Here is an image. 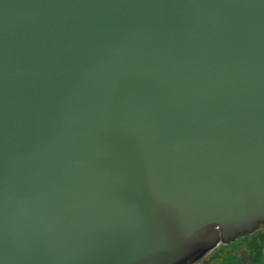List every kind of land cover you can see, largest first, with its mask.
<instances>
[{"label": "water", "instance_id": "obj_1", "mask_svg": "<svg viewBox=\"0 0 264 264\" xmlns=\"http://www.w3.org/2000/svg\"><path fill=\"white\" fill-rule=\"evenodd\" d=\"M264 224V0H0V264H191Z\"/></svg>", "mask_w": 264, "mask_h": 264}, {"label": "rangeland", "instance_id": "obj_2", "mask_svg": "<svg viewBox=\"0 0 264 264\" xmlns=\"http://www.w3.org/2000/svg\"><path fill=\"white\" fill-rule=\"evenodd\" d=\"M191 264H264V224L235 241L221 242Z\"/></svg>", "mask_w": 264, "mask_h": 264}, {"label": "trees", "instance_id": "obj_3", "mask_svg": "<svg viewBox=\"0 0 264 264\" xmlns=\"http://www.w3.org/2000/svg\"><path fill=\"white\" fill-rule=\"evenodd\" d=\"M243 236H244V235H243ZM239 237H240V236H239ZM239 237H238V238H239ZM238 238H237V239H238ZM237 239H236V240H237ZM234 241H235V240H234ZM230 242H232V241H230ZM230 242H228V243H230Z\"/></svg>", "mask_w": 264, "mask_h": 264}]
</instances>
